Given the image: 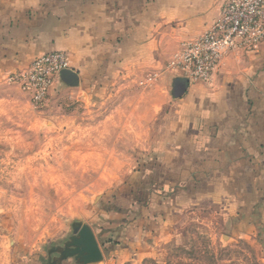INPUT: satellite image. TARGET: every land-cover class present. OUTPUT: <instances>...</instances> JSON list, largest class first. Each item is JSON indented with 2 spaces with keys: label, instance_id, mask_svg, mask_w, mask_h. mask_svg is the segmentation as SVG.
<instances>
[{
  "label": "rangeland",
  "instance_id": "obj_1",
  "mask_svg": "<svg viewBox=\"0 0 264 264\" xmlns=\"http://www.w3.org/2000/svg\"><path fill=\"white\" fill-rule=\"evenodd\" d=\"M185 42H153L152 58L137 52L101 85L69 88L57 70L36 97L22 71L0 81V264H56L74 223L106 244L98 264H264V233H232L208 207L185 208L155 233L167 210L150 202L148 172L174 114Z\"/></svg>",
  "mask_w": 264,
  "mask_h": 264
},
{
  "label": "crops",
  "instance_id": "obj_2",
  "mask_svg": "<svg viewBox=\"0 0 264 264\" xmlns=\"http://www.w3.org/2000/svg\"><path fill=\"white\" fill-rule=\"evenodd\" d=\"M225 1L1 0L0 81L57 52L76 75L69 88L89 86L92 78L101 85L105 74L129 71L137 52L152 58L153 42L198 38ZM173 106L156 151L159 163L148 172L150 202L158 199L159 210H167L165 228L185 208L208 207L222 214L232 233L263 234L264 44L227 54L208 84L188 82ZM165 228L155 233H167ZM137 230L146 257L148 232ZM99 245L103 251L106 244Z\"/></svg>",
  "mask_w": 264,
  "mask_h": 264
},
{
  "label": "built area",
  "instance_id": "obj_3",
  "mask_svg": "<svg viewBox=\"0 0 264 264\" xmlns=\"http://www.w3.org/2000/svg\"><path fill=\"white\" fill-rule=\"evenodd\" d=\"M264 44V0H226L217 20L198 38L182 44L177 61L188 82L208 84L221 60L232 52H253ZM68 70L62 53L35 60L16 78L36 88V97L49 87V73Z\"/></svg>",
  "mask_w": 264,
  "mask_h": 264
},
{
  "label": "water",
  "instance_id": "obj_4",
  "mask_svg": "<svg viewBox=\"0 0 264 264\" xmlns=\"http://www.w3.org/2000/svg\"><path fill=\"white\" fill-rule=\"evenodd\" d=\"M61 76L68 85H76V75L69 70H63ZM188 86L186 78H175L172 81V96L180 98L184 95ZM59 257L55 259L56 264L73 259L76 264H98L103 261L104 255L92 229L86 224L74 223L72 225V236L57 250Z\"/></svg>",
  "mask_w": 264,
  "mask_h": 264
}]
</instances>
